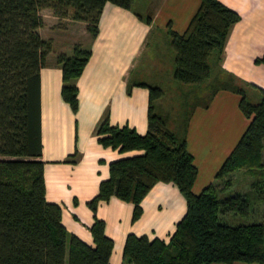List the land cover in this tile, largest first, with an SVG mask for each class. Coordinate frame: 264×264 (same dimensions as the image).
<instances>
[{"label":"trees","instance_id":"16d2710c","mask_svg":"<svg viewBox=\"0 0 264 264\" xmlns=\"http://www.w3.org/2000/svg\"><path fill=\"white\" fill-rule=\"evenodd\" d=\"M107 2L132 10L134 0H0V264H110L113 240L96 216L99 202L116 197L131 203V221L135 222L142 213V199L158 182L177 187L186 201V212L167 242L127 234L123 264H264V224L233 226L219 220L230 212L248 213L251 203L264 192V90L257 88L260 99L252 103L235 76L221 68L212 75L230 28L241 18L219 0H200L181 33L170 23L166 26L167 43L175 53L172 77L189 86L179 98L177 113L172 116L170 110L154 105L164 91L140 81L137 71L131 72L126 92L133 86L149 91L146 133L139 134L128 125H111L107 114L97 125L95 135L103 147L141 153L111 161L109 176L87 202L94 217L89 227L93 246L69 234L61 223V207L46 200L40 159V69L52 50V39L41 37L38 31L44 25L41 11L50 9L58 19L85 23L93 39ZM134 14L151 24V15ZM153 39L151 35L147 49ZM161 41L154 46L162 48ZM90 56V46L74 44L71 55L59 52L55 58L61 70V98L74 113L77 79ZM253 61L264 65V51ZM219 90L240 96L239 109L249 123L217 170V183L195 194L197 167L186 145L188 123L194 109L208 107ZM202 91L206 96L200 95ZM75 157L68 161L74 162ZM237 169L253 177L250 189L219 198L218 191L231 185V173Z\"/></svg>","mask_w":264,"mask_h":264},{"label":"crops","instance_id":"0c3cea01","mask_svg":"<svg viewBox=\"0 0 264 264\" xmlns=\"http://www.w3.org/2000/svg\"><path fill=\"white\" fill-rule=\"evenodd\" d=\"M199 1L150 0L151 24L134 14L144 17L138 11L107 2L99 17L96 37L92 39L83 29L68 45L56 49L52 45L40 69V159L44 162L45 198L61 207V223L69 234L90 246L93 240L89 227L94 217L87 202L98 193L100 182L109 176L111 161L141 153L138 150L120 153L103 147L97 141L96 127L107 114L111 125H128L139 134L146 133L149 91L133 86L127 94L128 78L131 72L138 71V64L142 65L154 26L165 28L170 23L173 30L183 32ZM219 2L237 11L241 18L230 28L221 60L214 66L212 75L221 68L235 76L238 83L264 90V65L253 61L264 51V0ZM42 16L44 25L38 31L41 37L51 38L54 44L52 32L57 28L54 24L58 18ZM66 21L72 26L65 29L76 33L73 25L79 22ZM74 44L91 48V56L77 79L78 109L75 113L61 98V70L55 64L57 53L67 54ZM239 100L238 94L219 90L208 107L197 106L189 119L186 145L197 167L192 187L195 194L213 182L222 161L248 124L249 119L239 109ZM73 154L77 155L75 161H68ZM141 208L140 217L132 222L131 203L116 197L99 202L96 216L104 222L105 234L113 240L110 264H123L122 251L129 233L167 242L186 212V201L175 185L158 182L142 199Z\"/></svg>","mask_w":264,"mask_h":264},{"label":"rangeland","instance_id":"374dc122","mask_svg":"<svg viewBox=\"0 0 264 264\" xmlns=\"http://www.w3.org/2000/svg\"><path fill=\"white\" fill-rule=\"evenodd\" d=\"M150 6V0H134L132 9L138 11L146 17L149 15L148 12L150 10ZM41 13L47 19L52 18V12L50 9H44ZM68 24L69 23L66 20L62 19H58V21L54 24L57 28L52 32V36L54 37V44L52 42L53 49L68 45L72 39H76L79 36L78 34L81 33L83 29H86L85 23L79 21V23H74L76 24L73 25L74 27L76 26V33H73L71 31L72 29H70L72 25L70 26ZM66 26L70 27L69 30L65 29ZM154 27L155 29L153 30V33L156 34H152V38L154 39L150 43L151 47L144 51L145 53L143 55L142 65L138 64L136 66L140 73L138 78L140 81L153 86H158L164 91V95L162 97L156 98L153 101L154 105H160L163 109L170 110L171 115L174 116L178 111L179 98L181 95L187 93L189 86L176 82L172 77L175 53L168 46L167 41L169 36L166 35L165 32L166 27L159 28L156 25ZM42 35H45V31H42ZM160 40L162 41L159 45L162 48L158 49L157 46L154 45ZM82 47L86 48L84 45ZM71 52L72 50H69L67 55H71ZM243 87L246 91L247 101L255 103L260 99V92L257 89L247 85H244ZM205 92L207 91L205 90ZM206 94L207 93H204L203 91L200 93L201 96H206ZM231 177V185L227 188H221L218 191L219 198H225L235 193H245L250 189L253 177L245 173L243 170H234L231 173ZM212 183H217L215 177ZM219 220L233 226L259 222L264 224V192L261 199H259L255 204L251 203L248 213L239 214L237 212H230L220 215Z\"/></svg>","mask_w":264,"mask_h":264}]
</instances>
